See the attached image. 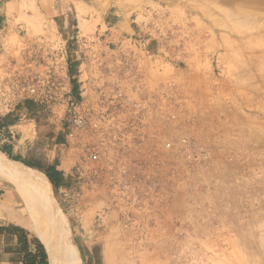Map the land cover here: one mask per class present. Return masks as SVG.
<instances>
[{"label": "rangeland", "instance_id": "1", "mask_svg": "<svg viewBox=\"0 0 264 264\" xmlns=\"http://www.w3.org/2000/svg\"><path fill=\"white\" fill-rule=\"evenodd\" d=\"M74 1L65 28L33 0L25 1L0 44V151L40 174L64 157L75 161L72 175L51 189L68 227L74 260L81 263L80 242L97 241L105 264H264V206L255 201L254 179L243 176L254 167L253 142L252 149L226 155V162H237L242 171L237 186L229 183L226 191L233 195L238 187L240 201L231 205L238 206L239 217H232L229 226L212 217L204 233H177L165 219L163 209L175 184L173 164L163 167L168 170L159 174L157 192L135 203L106 188L103 195L87 189L77 172L80 143L105 147L116 138L110 131L132 127L139 113L129 102L133 87L161 98L155 121L167 125L164 136L177 131L196 141L190 130L197 125L198 130L252 138L261 131L264 156V0ZM79 50L96 53L83 78V97ZM118 50L126 52L120 67L114 58ZM133 64L140 68L135 84L127 68ZM179 67L185 72L178 78ZM231 113L245 114L247 120L226 121ZM80 115L87 119L85 137L74 123ZM102 115L105 124H100ZM72 130L74 138L69 137ZM70 139L77 148L74 154L66 148ZM207 161L206 151L198 164ZM34 185L0 171L6 215L24 226L30 221L31 228L35 222L25 200L36 193Z\"/></svg>", "mask_w": 264, "mask_h": 264}, {"label": "crops", "instance_id": "2", "mask_svg": "<svg viewBox=\"0 0 264 264\" xmlns=\"http://www.w3.org/2000/svg\"><path fill=\"white\" fill-rule=\"evenodd\" d=\"M25 1L27 0H0V44L2 42L4 32L7 29L8 22L11 18L16 19L22 13ZM33 1L46 17H51L54 20L55 24L59 25L60 23V25L64 28L68 25V10L71 8L72 4H75L74 0ZM58 19H60L59 23ZM133 52L135 51H130L129 54L133 57H140L139 55H135ZM114 53V58L116 59L115 63L117 67H120V64H123V62H121V58H124L123 55L125 54L123 53L126 52H120V50H118ZM77 54L78 83L80 90L82 91L80 95L83 97V87L87 85L85 84L83 86V78L88 74V68H90L89 66L92 65L93 67L94 62L92 61L91 54L96 53L79 50ZM176 71V75L179 78L182 76L183 72H185V69L179 67L176 68ZM215 116H219L220 120L222 119L220 117L222 114ZM245 120H247V116L245 114L231 113L226 116V121ZM143 124L141 138L144 140V148L145 150H148L146 152L149 154L148 158L150 162H157L156 157H154V151L156 150L155 147L160 143L161 136L165 138L164 133L167 132V125L158 119H156V121L155 119L143 121ZM161 127L162 129L164 128V132L160 131ZM171 127L172 125H169L168 128L170 129ZM200 127L198 125L197 128L193 127L192 130H190V136L194 138L198 144L205 146L208 161L204 164L193 163V161L190 162L189 160H185L182 155L174 159L173 175H175V184L170 191V204L168 207L163 209L165 219L168 221L170 220V222H172L170 224L174 227L175 232L181 234L207 232V228L211 223L212 217L225 220L226 223H224L223 226H229L230 219L232 217H239V214L237 213L239 210L238 206L231 205L232 202L240 201L239 189L238 187H235L236 192L233 195L226 193V191L228 185L230 186L229 183H232L233 186H237V182L242 171L237 162L234 165L233 163L235 161L231 164L226 162V155L230 153H238L240 150L245 152L244 148L246 149L248 146H251L249 143L252 142L254 144L253 151L255 152L253 162L254 167L252 172H247L246 175L243 176L249 178L252 177L254 179L255 201L261 202V206H259L261 209L264 206V156L262 155V132L259 131L256 133V136H254L253 139L252 136H242L238 135V133L226 134L222 131L198 130ZM175 134L177 136H181V133L177 131H175ZM128 138L131 137L129 136ZM129 143L131 144L130 139ZM252 148L253 147L251 146V149ZM140 154L143 155L144 151L142 150ZM73 161L70 158L67 159V157H64L60 163L56 164V168L61 173L64 182L72 175L71 172L74 166L73 164H75ZM161 167L162 166L159 165L156 169L158 174H161L162 177L164 172L166 174L168 169L163 170ZM104 188L106 187L100 186L97 190L103 195V193H105ZM5 208L6 205L3 204L2 200H0V264H24V253L22 252L19 244L17 234L15 231L7 230L9 228L25 230L28 233V238L30 240L38 237L31 234L30 230L32 228L30 227V221L26 220L27 222L25 227L20 222L16 221L14 217L6 215L7 211ZM256 211L259 212L257 205ZM167 224H169V222H167L166 225ZM38 239L41 240L40 238ZM80 249V264H105L103 259L100 257V251L103 249L101 243L97 241H82L80 242ZM35 250V246L31 245L30 251L35 252Z\"/></svg>", "mask_w": 264, "mask_h": 264}, {"label": "built area", "instance_id": "3", "mask_svg": "<svg viewBox=\"0 0 264 264\" xmlns=\"http://www.w3.org/2000/svg\"><path fill=\"white\" fill-rule=\"evenodd\" d=\"M130 62L132 61L130 60ZM127 68L132 75L129 78H131L132 84H135L136 80L139 79L137 74L140 73V68L134 64ZM138 91L141 92V88L133 87V95L129 96L131 99L129 102L133 104L135 110L139 111L131 120L132 127L127 125L130 126V129L117 134L110 131L116 138L113 139L112 137L111 142L106 143L105 147L104 144H101V146L91 149L85 143H80L83 144V151L78 156L79 168L77 172H79L87 189H98L100 186H104L112 194L117 192L128 203L143 201L148 195L157 192L155 190L158 185L156 181L159 174L156 168L159 165L163 168L168 163L173 164L174 159L182 154L198 163L199 160L205 158L206 153L203 145L174 133L166 135L156 145L154 157H156L157 162L151 161V163L148 158L149 154L146 152L148 150H145L144 140L141 138L142 124L143 121L159 117L158 114L161 109L157 103L160 102L161 98L158 97V94L153 96L151 93H139ZM103 103L102 99L100 104ZM106 119L107 117L102 115L100 124H105ZM74 123L77 125V132L80 133V136L85 137L88 126L86 117L80 115L74 119ZM95 132L96 134L99 133L98 127H96ZM75 134L76 130H72L69 137L74 138ZM129 136L131 138H128ZM71 140H68L66 148L68 153L74 154L77 148ZM142 150L144 151L143 155L140 154Z\"/></svg>", "mask_w": 264, "mask_h": 264}, {"label": "bare ground", "instance_id": "4", "mask_svg": "<svg viewBox=\"0 0 264 264\" xmlns=\"http://www.w3.org/2000/svg\"><path fill=\"white\" fill-rule=\"evenodd\" d=\"M263 97L262 94L261 98ZM0 169L4 176L29 179L36 183L37 187L34 185L37 188L36 193L31 194L28 201L25 200L26 212L28 211L34 219L35 224L32 230L44 244L50 264H78L74 260V247L70 241L67 224L61 210L52 198V186L47 177L19 162L9 160L1 152Z\"/></svg>", "mask_w": 264, "mask_h": 264}, {"label": "trees", "instance_id": "5", "mask_svg": "<svg viewBox=\"0 0 264 264\" xmlns=\"http://www.w3.org/2000/svg\"><path fill=\"white\" fill-rule=\"evenodd\" d=\"M27 165L33 167L31 164ZM41 171L45 174L50 184L55 189H58L64 184V179L61 173L57 170L56 164L48 165L45 168H41ZM7 231H15V233L17 234L19 244L21 246L22 252L24 253V264H49L46 249L38 238H33L32 240H30L28 238V233L22 229L9 228ZM31 245L35 246V252L30 251Z\"/></svg>", "mask_w": 264, "mask_h": 264}]
</instances>
